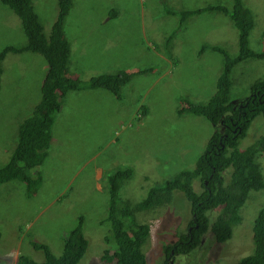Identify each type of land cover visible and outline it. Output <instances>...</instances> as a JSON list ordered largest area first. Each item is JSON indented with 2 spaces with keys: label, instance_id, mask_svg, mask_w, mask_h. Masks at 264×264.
<instances>
[{
  "label": "rangeland",
  "instance_id": "1",
  "mask_svg": "<svg viewBox=\"0 0 264 264\" xmlns=\"http://www.w3.org/2000/svg\"><path fill=\"white\" fill-rule=\"evenodd\" d=\"M150 1L73 0L65 32L72 47L70 69L77 78L78 39L83 45L80 64L85 76L135 72L144 67L152 70L134 73L121 88L120 96L107 89L91 88L68 94L52 127L53 139L58 142L53 146L51 140L46 159L36 167L44 177L38 193L29 197L27 186L17 179L0 183V264H18L20 254L43 260V251L35 250L31 239L47 241L57 255L61 254L64 232L75 225L78 215L85 217L84 231L89 240L88 251L79 264H117L102 260L107 246L104 236L109 230L108 223L101 222L110 202L108 176L119 169L132 170L130 178L122 182L119 195L134 206L151 187L196 167L214 126L204 116L191 112L181 115L178 109L185 100L205 103L216 91L224 68L223 56L210 48L199 54L200 47L221 45L234 57L239 51V32L230 16L217 10L193 14L181 25L180 14L166 11L209 3L231 8L233 0H153L157 3L155 10L149 7ZM243 1L255 15L250 46L257 52L264 51V0ZM35 4L49 35L59 13L58 2L35 0ZM111 16L118 17L107 22ZM26 43L20 15L0 0V51L6 45ZM46 66L45 58L31 51L10 52L2 61L0 151L4 153L0 167L15 148L21 122L40 99ZM263 77L264 57L236 63L231 74L232 102L239 104L249 97L251 84ZM143 105L146 113L141 111ZM262 134L264 116L259 115L239 147L246 148ZM258 160L264 172V153ZM96 167L104 170L101 179L95 178ZM194 188L203 190L200 179L194 180ZM262 207L264 188L251 190L241 208L242 220L230 239L220 244L208 232L200 245L189 253L174 254L172 261L236 264L253 252L251 227ZM214 211L208 210V216L212 218ZM134 215L138 222L151 225L142 246L148 264H162L165 248L187 231L191 203L184 192L175 190L169 203ZM110 245L112 250L117 248L114 242Z\"/></svg>",
  "mask_w": 264,
  "mask_h": 264
},
{
  "label": "trees",
  "instance_id": "2",
  "mask_svg": "<svg viewBox=\"0 0 264 264\" xmlns=\"http://www.w3.org/2000/svg\"><path fill=\"white\" fill-rule=\"evenodd\" d=\"M2 1L20 15L27 43L22 46L6 45L0 51V81L3 72L2 61L10 52L38 53L47 63L40 99L32 113L21 122L15 148L9 160L0 167V183L17 179L27 186V195L33 197L43 182L41 171L36 167L42 165L48 155L52 127L67 95L74 90L104 88L120 96L121 88L132 79L134 73H147L152 68L144 67L135 72L124 70L101 73L88 80L77 78L72 75L70 69L72 47L65 32V21L73 0H57L59 13L49 35L45 32L34 0ZM208 10H217L230 16L239 32V51L232 57L224 46L202 45L200 53L210 48L221 53L224 59V68L217 79L216 91L205 103L185 100L178 112L181 115L191 112L204 116L213 124L214 131L194 169L183 170L175 178L151 187L147 195L134 206L130 200L122 201L119 195L122 182L130 178L132 170L119 169L108 176L110 202L107 216L101 222L109 225V230L104 236L105 242H114L117 248H106L102 256L104 261L116 260L117 264H148L142 246L150 234L151 225L138 222L134 212L169 203L175 190L184 192L191 203L192 215L186 233L165 248L166 257L162 264H174V254L191 252L202 242L206 232L214 234L220 244L230 239L234 227L242 220L241 208L250 191L264 188V172L258 160L260 154L264 153V134L246 148L239 147L255 118L264 116V77L251 84V94L239 104L230 99L231 74L235 64L249 57H264V51L253 50L249 43L251 31L255 26V15L243 0H233L231 8L216 3L181 11L169 9L166 13L180 14L181 25L189 16ZM174 33L169 38L174 36ZM146 110L147 107L143 105L142 113H146ZM3 153L4 150H1L0 156H3ZM196 179H200L203 187L200 192L194 188ZM211 209H215L212 218L207 214ZM84 230L85 217L78 215L75 225L64 232L61 254L57 255L49 242L31 239L32 247L43 251L44 259L36 260L27 254H20L17 263L79 264L89 247ZM251 232L253 252L236 264H264V207L256 216Z\"/></svg>",
  "mask_w": 264,
  "mask_h": 264
},
{
  "label": "crops",
  "instance_id": "3",
  "mask_svg": "<svg viewBox=\"0 0 264 264\" xmlns=\"http://www.w3.org/2000/svg\"><path fill=\"white\" fill-rule=\"evenodd\" d=\"M184 4H186V3H184ZM203 4H205V3H203ZM209 4H216V3H209ZM149 7L151 8V9H154L155 10V7L157 6V3L155 2V1H153V0H151L150 2H149ZM206 5H208V4H206ZM206 5H202V4H200V5H190L189 7H184L183 5H182V7L181 8H183V9H193V8H200V7H204V6H206ZM113 12H114V10H113ZM204 13V12H203ZM114 14V13H113ZM198 14H201V13H198ZM173 15V14H172ZM118 16H111V18L109 17V18H107L108 20H107V22L108 21H116V18H117ZM113 18V19H112ZM104 21V20H103ZM161 21H164L163 19L161 20ZM180 29V28H179ZM179 29H177V31L179 30ZM176 31V32H177ZM175 32V33H176ZM175 33H174V35H175ZM172 34H170V36H171ZM146 43L148 44V45H153L150 41H147L146 40ZM83 45L81 44V42L79 41V39H78V78H81V79H83V80H88L89 78H91V77H88V76H85L84 74H83V72H82V67H81V64H80V61H81V59H82V54H83V52L84 51H81V47H82ZM201 48V47H200ZM200 50V49H199ZM199 50H198V53H199ZM155 51L157 52V50L155 49ZM214 51V50H213ZM163 57H164V55L163 54H161ZM121 66V65H120ZM46 68H47V66H46ZM129 71V70H128ZM150 72V71H149ZM169 72V71H168ZM168 72H166V73H164L163 74V76L165 77L166 75H168ZM73 76H75V74H72ZM94 76V75H93ZM130 82V81H129ZM96 89H104V88H96ZM68 96V95H67ZM67 98V97H66ZM65 98V99H66ZM52 139H53V134H52ZM54 140V142H55V144L53 145V146H55L56 145V143L58 142L57 140H55V139H53ZM95 178L97 179V178H102V174H103V172H104V170H103V168H101V167H96V169H95ZM100 188V186H99V183H97V188ZM38 193V192H37Z\"/></svg>",
  "mask_w": 264,
  "mask_h": 264
},
{
  "label": "clouds",
  "instance_id": "4",
  "mask_svg": "<svg viewBox=\"0 0 264 264\" xmlns=\"http://www.w3.org/2000/svg\"><path fill=\"white\" fill-rule=\"evenodd\" d=\"M34 4H35V0H34ZM35 5H37V4H35ZM35 8H36V7H35ZM36 10H37V8H36ZM37 12H38V11H37ZM38 14H39V13H38ZM209 46H210V45H209ZM204 51H205V50H204ZM204 51H203V52H204ZM203 52H201V53H203ZM199 53H200V50H199ZM201 53H200V54H201ZM41 174H42V172H41ZM42 177H43V175H42ZM42 179H43V182H44V177H43ZM43 182H42V184H43ZM41 186H42V185H41ZM41 186H40V187H41ZM40 187H39V188H40ZM38 191H39V189L37 190V192H38ZM103 191H106V190H103ZM37 192H36V193H37ZM207 233H208V232H206V234H207ZM206 234H205V235H206ZM85 235H86V234H85ZM86 238H87V236H86ZM87 239H88V238H87ZM203 239H204V237H203ZM88 241H89V240H88ZM105 243H106V242H105ZM106 244H107V246L105 247V249L110 247V244H108V243H106ZM199 245H200V244H199ZM105 249H104V250H105ZM87 251H88V250H87ZM86 253H87V252H86ZM103 253H104V252H103ZM85 255H86V254H85ZM102 256H103V254H102ZM85 259H86V258H85ZM102 260H103V259H102ZM103 261H104V260H103ZM106 262H108V261H106ZM114 262L117 263L116 260H113V261H112V263H114ZM81 264H83V262H82Z\"/></svg>",
  "mask_w": 264,
  "mask_h": 264
}]
</instances>
